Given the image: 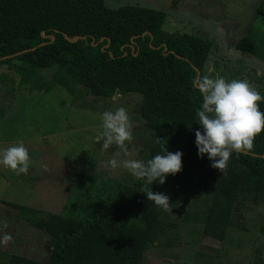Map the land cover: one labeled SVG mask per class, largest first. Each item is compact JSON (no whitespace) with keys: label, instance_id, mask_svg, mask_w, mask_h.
I'll use <instances>...</instances> for the list:
<instances>
[{"label":"trees","instance_id":"trees-1","mask_svg":"<svg viewBox=\"0 0 264 264\" xmlns=\"http://www.w3.org/2000/svg\"><path fill=\"white\" fill-rule=\"evenodd\" d=\"M262 9L263 3L258 12L264 15ZM165 19L163 10L111 8L105 0H0V58L10 55L0 64L17 60L20 84L32 90L50 91L59 83L71 92L81 84L95 96L140 93V112L151 132L145 161L163 148L179 150L180 171L197 173L203 185L213 180L206 211L195 220L206 237L223 241L241 198L264 202V129L250 149L230 155L225 170L197 156L195 111L212 43L165 29ZM236 48L256 54L249 33ZM52 67L59 76L40 82L38 71ZM257 103L264 113V100ZM158 185L149 189L143 179L126 184L107 209H94L82 220L20 207L46 228L52 250L47 262L12 253L4 264H141L149 245L174 227L163 218L164 209L146 198L150 190L162 193Z\"/></svg>","mask_w":264,"mask_h":264},{"label":"rangeland","instance_id":"rangeland-1","mask_svg":"<svg viewBox=\"0 0 264 264\" xmlns=\"http://www.w3.org/2000/svg\"><path fill=\"white\" fill-rule=\"evenodd\" d=\"M262 3L264 11V0H105L111 8L132 4L165 11V29L211 41L204 69L208 78L245 80L264 97ZM248 33L256 54L236 48ZM18 65L17 60L0 64V149L22 143L31 162L19 175L0 166V264L12 253L49 259L52 243L46 228L28 220V211L21 213L20 207L77 220L94 209H107L121 187L139 180L122 162L145 161L151 139L140 112V93L95 96L81 84L71 92L59 83L50 91L32 90L20 84ZM58 76L56 67L38 71L40 82L51 83ZM118 107L126 109L132 140L124 148L112 144L104 149L101 113ZM113 159L116 168L108 164ZM158 186L169 198L163 218L174 227L149 245L141 264H264V202L241 198L233 226L223 241H216L195 220L206 211L212 179L203 185L197 173L182 170Z\"/></svg>","mask_w":264,"mask_h":264},{"label":"clouds","instance_id":"clouds-1","mask_svg":"<svg viewBox=\"0 0 264 264\" xmlns=\"http://www.w3.org/2000/svg\"><path fill=\"white\" fill-rule=\"evenodd\" d=\"M199 88L202 102L195 116L200 127L194 133L197 156H206L211 167L225 170L230 155L250 149L253 137L264 129V113L259 111L257 103L264 97L245 80L226 81L223 77H205ZM101 129L104 149L112 144L124 148L125 142L132 140L129 118L123 107L102 112ZM181 157L179 150L167 152L163 148L161 153L147 161L125 160L121 166L146 184L156 182L162 185L167 175H175L181 170ZM30 162L28 150L22 143L0 149V166L17 175L26 173ZM108 164L112 168L118 166L114 159L109 160ZM146 198L156 206L164 209L170 207L169 198L163 193L150 190ZM2 239L7 241L10 237L5 234Z\"/></svg>","mask_w":264,"mask_h":264},{"label":"water","instance_id":"water-1","mask_svg":"<svg viewBox=\"0 0 264 264\" xmlns=\"http://www.w3.org/2000/svg\"><path fill=\"white\" fill-rule=\"evenodd\" d=\"M75 40V39H74ZM8 57H10V55H7V56H4V57H1L0 58V61L2 60V59H6V58H8ZM118 94H114V96H117Z\"/></svg>","mask_w":264,"mask_h":264}]
</instances>
